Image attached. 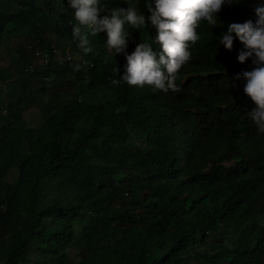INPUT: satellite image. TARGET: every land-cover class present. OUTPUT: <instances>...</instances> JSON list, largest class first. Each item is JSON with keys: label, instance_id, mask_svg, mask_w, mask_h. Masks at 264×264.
I'll return each mask as SVG.
<instances>
[{"label": "trees", "instance_id": "obj_1", "mask_svg": "<svg viewBox=\"0 0 264 264\" xmlns=\"http://www.w3.org/2000/svg\"><path fill=\"white\" fill-rule=\"evenodd\" d=\"M261 3L232 0L218 25L202 21L180 90L165 93L113 84L125 55L107 49L105 33L80 50L66 0H0V48L23 39L0 66L8 105L45 116L30 131H0V263L264 264V134L247 115L244 81L233 80L254 65L237 60L239 40L231 50L218 41L228 23L255 21ZM117 5L126 7L108 3ZM129 31V54L156 34L150 24ZM54 44L83 67L60 60L28 77L30 55Z\"/></svg>", "mask_w": 264, "mask_h": 264}, {"label": "clouds", "instance_id": "obj_2", "mask_svg": "<svg viewBox=\"0 0 264 264\" xmlns=\"http://www.w3.org/2000/svg\"><path fill=\"white\" fill-rule=\"evenodd\" d=\"M62 2L65 4V0ZM110 2L66 0V7L61 9V13L69 9L73 13L72 39L77 47L85 53L90 52L89 37L105 33L107 49L113 55L123 53L126 58L124 73L120 79H113V84L147 85L153 91L167 93L169 90H180L176 84L178 73L191 59L190 46L200 39L197 29L201 22L211 27L218 25V13L232 0H143L147 15L139 6L140 0H124L126 7H108ZM255 15V21L248 19L228 23L218 41L225 49L231 50L234 40H239L246 50L238 53L237 60L243 63L251 58L254 67L237 72L233 80L244 81L243 92L255 104L247 115L254 122L257 133L264 134V3L255 8ZM149 24L155 28V36L149 34L148 39L140 40L129 54L127 48L132 33L129 27L146 29ZM68 59L66 61H76L74 71L83 67L84 59L79 55L75 58L69 56ZM1 109L0 118L3 117ZM3 209L4 205L0 203V211Z\"/></svg>", "mask_w": 264, "mask_h": 264}, {"label": "rangeland", "instance_id": "obj_3", "mask_svg": "<svg viewBox=\"0 0 264 264\" xmlns=\"http://www.w3.org/2000/svg\"><path fill=\"white\" fill-rule=\"evenodd\" d=\"M14 10L16 9L15 7H13ZM21 38H14L12 40V43L9 47V49L7 51H5V46L2 45L0 48V53L2 55V59L0 61V66H7L9 63H11V58L13 56V54L15 53V46L18 45L21 42ZM54 44L52 47L55 48ZM51 47V48H52ZM50 48V49H51ZM11 49V50H10ZM70 48H68L64 53L60 50V49H56V52H50L49 56L47 58H43L41 56V54H37L36 56L34 54V58L31 57L30 55V59L32 58V60L34 61L33 69H29L28 65H26V67L24 68V71L27 72L28 77H34V75L36 74V68L40 67L42 65H49L51 68H55V65H57L56 61H60V60H66L67 59V54L70 53L71 56L73 58H75L76 56H78L77 54L72 53L70 50ZM41 50V49H38ZM9 52V53H8ZM44 83L46 82V85L49 86L48 84L51 82L52 78H49L48 76L43 78ZM42 80V81H43ZM39 81V80H38ZM9 82L10 81H2L0 80V108H2L1 110L3 111V117L0 118V131L2 130V128H13V127H18L21 128L22 131L26 132V131H30L31 129H35L38 128L42 122L44 121V113L41 111V109L39 108V106H32V107H21V106H15V108H12L8 105V101L11 99V95L9 93ZM38 84V82H35ZM44 83H40L42 86ZM16 84V83H14ZM52 84V83H51ZM56 92V91H54ZM44 96H46V101L47 102L50 99V95L44 94ZM15 113V115L13 114ZM17 114H20L21 119H19V117L17 116ZM18 175V170L17 168H13L9 174L7 179L8 180H13L16 176ZM75 249L72 250V252H74ZM77 251L74 252V258L77 259L76 257ZM2 264V263H0ZM196 264V263H194Z\"/></svg>", "mask_w": 264, "mask_h": 264}, {"label": "built area", "instance_id": "obj_4", "mask_svg": "<svg viewBox=\"0 0 264 264\" xmlns=\"http://www.w3.org/2000/svg\"><path fill=\"white\" fill-rule=\"evenodd\" d=\"M56 49H58L56 46H55V48H51V49H46V50H37L36 52H35V54L37 53V54H41V56L43 57V58H47L48 56H49V54H50V52H56L57 50ZM69 56H71V54L70 53H68L67 54V59H68V57ZM72 57V56H71ZM69 60V59H68ZM28 67H29V69H33L34 68V66H33V64H29L28 65Z\"/></svg>", "mask_w": 264, "mask_h": 264}]
</instances>
